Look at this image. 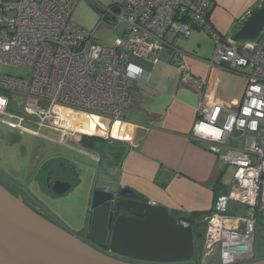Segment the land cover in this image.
<instances>
[{"label": "built area", "instance_id": "2783aa9c", "mask_svg": "<svg viewBox=\"0 0 264 264\" xmlns=\"http://www.w3.org/2000/svg\"><path fill=\"white\" fill-rule=\"evenodd\" d=\"M81 0H0V126L38 136L40 129L76 135L65 113L119 122L133 83H148L141 63L158 65L170 45L169 33L189 38L193 30L214 42L210 65L249 69L247 87L235 110L202 103L193 136L209 144L225 166L235 169L229 189L203 218L200 254H218L220 264H244L254 258L255 233L264 213V34L257 41L236 42L216 32L209 21L212 0H124L99 9L98 26L116 34L115 46L95 41L96 29L77 25ZM174 51L182 80L203 87ZM22 68L27 76L4 73ZM19 98L21 112L10 107ZM18 104V103H17ZM224 115V116H223ZM242 144L234 148L233 143ZM231 146V147H230ZM179 224L191 223L179 219Z\"/></svg>", "mask_w": 264, "mask_h": 264}, {"label": "crops", "instance_id": "0c3cea01", "mask_svg": "<svg viewBox=\"0 0 264 264\" xmlns=\"http://www.w3.org/2000/svg\"><path fill=\"white\" fill-rule=\"evenodd\" d=\"M123 1L81 0L74 12V21L85 29L93 28L99 20L93 5L110 7ZM212 1L214 7L209 21L216 32L230 41H235L236 33L264 2ZM210 38L199 29L193 30L189 38L180 39L174 33L167 36L171 47L185 53L181 62L203 87L182 80L180 62L169 46L163 50L158 65L141 63L151 73L150 80L130 86L121 121L94 120L82 114L65 113L74 129L87 134L96 132L98 138L94 140L109 143L112 156L104 159L111 160L102 161L98 170L102 179L130 189L137 198L167 208L181 220L186 215L211 212L216 196L230 187L225 178L229 166L220 162L208 143L193 136L198 108L202 103H221L235 110L243 99L251 74L249 69L210 65L214 54V42ZM53 131L60 137L59 131ZM44 139L56 142L48 137ZM241 146L233 143L234 148ZM58 149L63 151L61 147ZM38 152L39 158L51 155L44 149ZM49 163L40 164L35 181L26 186L36 195L63 198L69 189L57 192L46 183ZM63 165L51 167L57 177L67 178L69 171L64 170L67 164ZM232 169L234 176L235 169Z\"/></svg>", "mask_w": 264, "mask_h": 264}, {"label": "water", "instance_id": "95a60500", "mask_svg": "<svg viewBox=\"0 0 264 264\" xmlns=\"http://www.w3.org/2000/svg\"><path fill=\"white\" fill-rule=\"evenodd\" d=\"M264 8L251 15L234 40H259ZM130 189L100 180L91 195L88 238L101 249L149 264H188L203 235L179 224L170 211L128 197ZM115 211L122 214L116 217ZM109 243V245H108ZM0 264H135L93 248L44 219L0 185ZM245 264V263H244ZM247 264H264V259Z\"/></svg>", "mask_w": 264, "mask_h": 264}, {"label": "rangeland", "instance_id": "374dc122", "mask_svg": "<svg viewBox=\"0 0 264 264\" xmlns=\"http://www.w3.org/2000/svg\"><path fill=\"white\" fill-rule=\"evenodd\" d=\"M99 21V20H98ZM98 21L93 28H97ZM206 33V32H205ZM208 34V33H207ZM209 35V34H208ZM116 34L114 31L110 30L106 24H101L95 32L96 43L105 47L115 46ZM209 38V37H208ZM180 39H184L180 36ZM211 39V38H210ZM213 40V39H211ZM4 73L15 75V76H27V70L22 68H5ZM16 100L15 105L13 104L9 111L12 113L21 112L23 102L19 98H12ZM97 120V119H94ZM40 135L54 139L57 141L59 139V134L54 132L53 129H40ZM47 146L52 147L54 143L48 142L42 139V137L32 136L30 134H21L16 131L13 127L8 125L0 126V185L11 193L15 197H20L21 192L16 186L11 184L9 180H15L20 184V190L28 194L27 191V181L29 180L30 170H31V153L38 146ZM82 162L88 164L89 169L84 165L78 167L81 171H84L83 174H88L87 177H83L80 185L69 195L62 199L49 198V195H35L32 197V202L36 204L38 208L37 214L42 216L44 219L49 222L64 227L66 230L70 231L73 234H77L80 228L86 221L87 209L89 204V192L91 191L94 174L100 170L101 165H99L92 158H84ZM83 168V170H82ZM85 168V169H84ZM92 168L93 170H91ZM3 174V175H2ZM12 179H11V178ZM226 185L230 186L233 181V169L228 168L226 171ZM9 179V180H8ZM12 180V181H13ZM33 188V187H32ZM33 190H35L33 188ZM30 191V189H29ZM26 201L30 204L31 201L26 198ZM33 204V205H34ZM32 205V203L30 204ZM203 219H200V223ZM56 222V223H55ZM205 226H201L197 229V233L204 234ZM255 257L247 263H253L264 259V213L258 219V224L256 227L255 233ZM200 252L198 251L197 254ZM215 259L217 261L218 254H214L210 260ZM212 262V261H210Z\"/></svg>", "mask_w": 264, "mask_h": 264}, {"label": "flooded vegetation", "instance_id": "af4514ba", "mask_svg": "<svg viewBox=\"0 0 264 264\" xmlns=\"http://www.w3.org/2000/svg\"><path fill=\"white\" fill-rule=\"evenodd\" d=\"M44 129H47V128H44ZM36 137H42V139L45 140L44 137L40 135V131H39V135ZM76 138H78V139H76ZM97 138L98 137H97L96 132H93L91 134H87L84 132L83 133L77 132L76 135H72V136L71 135H63L60 132V137L56 142L47 140L48 142L54 143V145L52 147H47V146H43V145L38 146V148H35L32 152H30L31 153L30 154L31 155V170H30V175L28 177L29 180L27 181L26 185L33 184V182L35 181V178H36L37 172H38L37 169H38V166L40 164L43 165L44 163L50 162L49 163L50 165H49L48 170H47L46 175H45V180H46V183L49 185V188L51 190H55L57 192H62L67 188V189H69V192L66 195H69L71 192L74 193L75 190L80 185L82 178L85 176L87 177V175H88V174H83L84 171H81L78 168L80 165H81V167L86 165V163L82 162V160L84 158H92L99 165L102 164V161H103V163H108L111 160L110 158H109V160L107 158H106V160L104 159V157H106V156H109V157L112 156L111 147L108 146L109 143L104 144L103 142H99V141L94 140ZM58 147H61L62 148L61 150H63V151L61 152L58 149ZM40 149L41 150L44 149V151L50 153L51 155L46 157V158L37 157V155L39 153L38 151ZM64 163L69 165V166L65 165V169H64L65 171H67V170L69 171V176L67 178H60L59 176L57 177L55 170H54V168L51 167V165L57 164L58 166H64L63 165ZM85 167L89 168L88 164ZM90 169L93 170L92 168H90ZM94 177L95 178L93 180V185H92L91 191L89 192L90 195H89V204H88V209H87V216L85 218L86 221L83 224V226L80 228L79 232L77 234H73L70 231L66 230L64 227L60 226L56 222H55L56 223L55 225L64 229L68 233L76 236L80 240L86 242L87 244H89L93 248H96L97 250H99L100 252H102L105 255L114 257L116 259H119L121 261H125L128 263L149 264V263H144V262H137V261L135 262V261H132V260L127 259V258H121V257L114 256L113 254L110 253L108 247L106 249H101L89 240L87 231H88V222H89V216H90L92 191L95 190V188L97 187V184L100 182V180L112 182V181L102 179L101 175L98 174V171L95 172ZM12 180H9V181H11V184H13V186H16L18 188V190L21 192V195L18 198H21L23 200V202L25 203V205H27L34 212H36V211L38 212L39 207L32 202V200H33L32 197H35L36 194L32 193L31 190L29 191V187H27V191H26L28 194L24 193L22 190H20V188H21V187H19L20 184L18 182H16L15 180H13V181ZM64 197H66V196H64ZM128 197L132 200H135V201L146 202L140 198H137L133 192H131L128 195ZM26 198H28L31 201L32 205H30L31 203L29 204L28 201H26ZM57 199H62V197L57 198ZM36 206L38 208H36ZM120 214H122V213L115 211L116 217L119 216ZM191 226L193 227V225H191ZM108 245H109V243H108ZM198 251L200 252V250H198ZM197 255H199V254H196L193 261H191L188 264H197L198 263L197 262L198 260H196ZM254 257H255V251H254ZM210 261H212V262H210ZM200 262H201V264H220L219 259H217V261L215 259L210 260V258H204L203 256L200 257Z\"/></svg>", "mask_w": 264, "mask_h": 264}, {"label": "trees", "instance_id": "16d2710c", "mask_svg": "<svg viewBox=\"0 0 264 264\" xmlns=\"http://www.w3.org/2000/svg\"><path fill=\"white\" fill-rule=\"evenodd\" d=\"M93 7L96 9V11L98 12L99 11V9L97 8V6L96 5H93ZM260 8H264V2H262V4H261V7ZM259 8V9H260ZM225 193V192H224ZM219 195H217L216 196V198L218 197ZM211 212H209V213H203V214H199V213H194V214H191V215H186L185 217H182V219L183 220H185V221H188V222H190L191 223V225H193V228H194V230H195V232H197V229L199 228V227H203V226H205L204 225V223L203 222H199L200 221V219H203L204 217H206L207 215H209ZM263 214V213H262ZM262 214H260V216L259 217H261L262 216ZM198 234H200V233H198ZM200 257H201V254L199 253V255H197V257H196V260H198L197 262V264H201V262H200Z\"/></svg>", "mask_w": 264, "mask_h": 264}]
</instances>
